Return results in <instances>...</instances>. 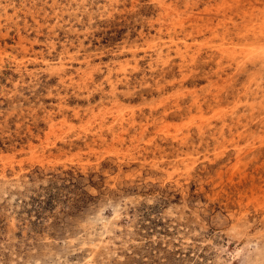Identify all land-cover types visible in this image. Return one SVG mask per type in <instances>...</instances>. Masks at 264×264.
<instances>
[{
  "label": "rangeland",
  "instance_id": "374dc122",
  "mask_svg": "<svg viewBox=\"0 0 264 264\" xmlns=\"http://www.w3.org/2000/svg\"><path fill=\"white\" fill-rule=\"evenodd\" d=\"M0 264H264V0H0Z\"/></svg>",
  "mask_w": 264,
  "mask_h": 264
}]
</instances>
